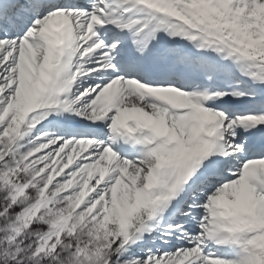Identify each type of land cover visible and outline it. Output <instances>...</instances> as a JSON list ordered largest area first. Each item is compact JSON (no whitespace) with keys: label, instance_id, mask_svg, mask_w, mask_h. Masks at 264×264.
<instances>
[{"label":"snow or ice","instance_id":"snow-or-ice-1","mask_svg":"<svg viewBox=\"0 0 264 264\" xmlns=\"http://www.w3.org/2000/svg\"><path fill=\"white\" fill-rule=\"evenodd\" d=\"M0 264H264V0H0Z\"/></svg>","mask_w":264,"mask_h":264}]
</instances>
